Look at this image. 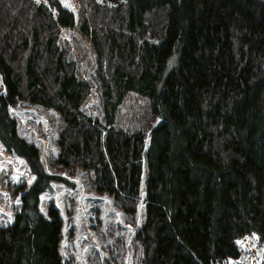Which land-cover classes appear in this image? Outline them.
Returning a JSON list of instances; mask_svg holds the SVG:
<instances>
[{"label":"trees","instance_id":"trees-1","mask_svg":"<svg viewBox=\"0 0 264 264\" xmlns=\"http://www.w3.org/2000/svg\"><path fill=\"white\" fill-rule=\"evenodd\" d=\"M77 26L98 54L105 123L59 43ZM0 80V141L34 176L0 227V264H68L61 211L41 208L60 178L20 135L23 102L64 119L63 165L143 209V264H227L238 241L264 245V0H0ZM131 92L150 101L148 131L118 128Z\"/></svg>","mask_w":264,"mask_h":264},{"label":"rangeland","instance_id":"rangeland-1","mask_svg":"<svg viewBox=\"0 0 264 264\" xmlns=\"http://www.w3.org/2000/svg\"><path fill=\"white\" fill-rule=\"evenodd\" d=\"M80 10L81 8L78 7ZM86 11L87 9H82ZM59 43L77 63L79 73L91 85L84 111L105 123L98 54L92 41L79 27L62 29ZM0 80V88L3 89ZM150 101L131 92L119 112L118 128L148 131L157 123ZM20 135L42 151L49 173L60 179L42 195L41 208L47 214L50 204L58 207L64 220L61 253L68 264H143L142 247L135 238L144 220L143 209L137 215L125 211L113 194L98 187L96 173L81 166L66 167L59 161V137L64 119L52 108L20 103L11 108ZM26 161L9 152L0 141V227L14 221L20 197L32 183ZM31 181V183H29ZM242 256L227 264H260L264 245L255 236L241 240Z\"/></svg>","mask_w":264,"mask_h":264},{"label":"snow or ice","instance_id":"snow-or-ice-1","mask_svg":"<svg viewBox=\"0 0 264 264\" xmlns=\"http://www.w3.org/2000/svg\"><path fill=\"white\" fill-rule=\"evenodd\" d=\"M29 183H31V181H29ZM238 243H239V241H238Z\"/></svg>","mask_w":264,"mask_h":264}]
</instances>
